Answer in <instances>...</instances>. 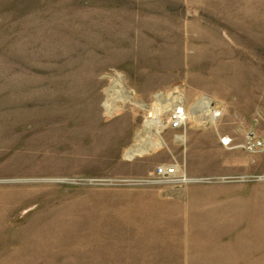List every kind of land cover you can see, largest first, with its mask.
Wrapping results in <instances>:
<instances>
[{
  "label": "rangeland",
  "instance_id": "obj_1",
  "mask_svg": "<svg viewBox=\"0 0 264 264\" xmlns=\"http://www.w3.org/2000/svg\"><path fill=\"white\" fill-rule=\"evenodd\" d=\"M175 89L220 119L145 130ZM249 134L264 0H0V264H264Z\"/></svg>",
  "mask_w": 264,
  "mask_h": 264
},
{
  "label": "built area",
  "instance_id": "obj_2",
  "mask_svg": "<svg viewBox=\"0 0 264 264\" xmlns=\"http://www.w3.org/2000/svg\"><path fill=\"white\" fill-rule=\"evenodd\" d=\"M158 94H161L165 99L169 94H171V99H177V102L174 103L172 108H169L170 110H168L169 112L167 120L165 122L167 127H169L170 129L179 130L185 127L187 125L190 110L195 116L200 117V120H197L199 124L215 123L221 117V111L218 107V103L211 96L204 94L200 95L195 101L194 106L188 110L183 97V93L180 90L175 89L169 92V94L167 95H165V93L163 92ZM222 143L225 146H229L232 143V140L231 138L226 137L222 139ZM243 147L249 152H256L258 150L264 149V141H262L260 138H256L254 134H249L246 137V142ZM175 168V166H160L156 172V177H158L159 180H168V182H174L176 177H178V181L180 182L187 181L186 175H180V173L174 170Z\"/></svg>",
  "mask_w": 264,
  "mask_h": 264
},
{
  "label": "bare ground",
  "instance_id": "obj_3",
  "mask_svg": "<svg viewBox=\"0 0 264 264\" xmlns=\"http://www.w3.org/2000/svg\"><path fill=\"white\" fill-rule=\"evenodd\" d=\"M170 95L171 94H169L166 99L163 98V96L161 94H158L156 96L157 97V99H156L157 100L156 101V104L157 105L155 106V114L152 111L151 114L152 115L154 114V115L151 116V118L148 117V119L146 120L145 130L150 131L153 127H155V128H158L157 134L159 133V128L163 127L162 120L160 119V116H159L160 112H163L164 110H167V111L170 110L168 108H172V106L174 105V103L177 102V99L176 98H175V100L174 99H171L170 98ZM160 102L161 103L163 102V104L160 105L161 104ZM163 105L168 106V108L164 107ZM153 108H154V106H153ZM197 117L200 119L199 116H197ZM144 151H142V152H144ZM133 152L138 153V154L139 153H142V152L138 151V149L137 150H134Z\"/></svg>",
  "mask_w": 264,
  "mask_h": 264
}]
</instances>
